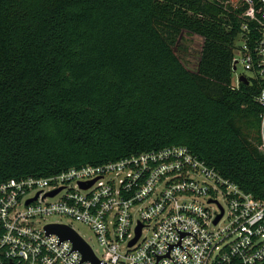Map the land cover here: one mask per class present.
Segmentation results:
<instances>
[{
  "label": "trees",
  "instance_id": "1",
  "mask_svg": "<svg viewBox=\"0 0 264 264\" xmlns=\"http://www.w3.org/2000/svg\"><path fill=\"white\" fill-rule=\"evenodd\" d=\"M244 8L0 0V183L183 147L264 202L261 88L231 85ZM183 33L202 40L194 72Z\"/></svg>",
  "mask_w": 264,
  "mask_h": 264
},
{
  "label": "built area",
  "instance_id": "2",
  "mask_svg": "<svg viewBox=\"0 0 264 264\" xmlns=\"http://www.w3.org/2000/svg\"><path fill=\"white\" fill-rule=\"evenodd\" d=\"M212 1L245 7L231 85L238 89L242 77L261 88L263 132L264 0ZM71 222L91 232L96 248ZM51 225L69 227L99 264H264V202L183 147L0 183V264H91L70 241L48 234Z\"/></svg>",
  "mask_w": 264,
  "mask_h": 264
},
{
  "label": "rangeland",
  "instance_id": "3",
  "mask_svg": "<svg viewBox=\"0 0 264 264\" xmlns=\"http://www.w3.org/2000/svg\"><path fill=\"white\" fill-rule=\"evenodd\" d=\"M226 4V1H223ZM177 56L189 71H195L198 63L202 40L198 37L182 34L179 38ZM71 226L93 247L96 248L91 232L84 226L71 222Z\"/></svg>",
  "mask_w": 264,
  "mask_h": 264
},
{
  "label": "water",
  "instance_id": "4",
  "mask_svg": "<svg viewBox=\"0 0 264 264\" xmlns=\"http://www.w3.org/2000/svg\"><path fill=\"white\" fill-rule=\"evenodd\" d=\"M240 81L243 84H247V81L244 78H240ZM90 185V184H89ZM57 193V191L49 194L50 196H53ZM220 216H218L215 220V223L219 220ZM46 232L48 234H55L57 235L60 240H68L72 243L73 248L75 250H78L85 261H89L91 264H99L95 256L93 255L91 249L87 246V244L75 234L69 227L66 226H58V225H51L46 227ZM140 233V227L137 228L136 231V238L130 243L132 245L138 238Z\"/></svg>",
  "mask_w": 264,
  "mask_h": 264
}]
</instances>
